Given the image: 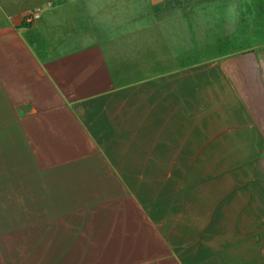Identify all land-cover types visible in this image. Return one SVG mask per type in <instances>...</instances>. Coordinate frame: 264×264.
Here are the masks:
<instances>
[{
	"label": "crops",
	"instance_id": "1",
	"mask_svg": "<svg viewBox=\"0 0 264 264\" xmlns=\"http://www.w3.org/2000/svg\"><path fill=\"white\" fill-rule=\"evenodd\" d=\"M145 1L0 0V264H190L187 225L139 185L172 177L173 115L190 114L177 78L203 61L209 23L229 29L213 103L264 134V32L244 26L263 29L264 0L203 1L195 19L143 15Z\"/></svg>",
	"mask_w": 264,
	"mask_h": 264
},
{
	"label": "rangeland",
	"instance_id": "2",
	"mask_svg": "<svg viewBox=\"0 0 264 264\" xmlns=\"http://www.w3.org/2000/svg\"><path fill=\"white\" fill-rule=\"evenodd\" d=\"M146 1L147 5L141 8L143 15L173 18L190 14L195 19L200 15L197 3L207 0ZM205 11L217 18L221 9ZM209 24L204 40L199 37L203 50L190 58V62L203 61L197 64L199 67L190 64L189 71L177 78L188 83L190 114L187 121L173 115L172 177H157L160 181L155 184H141L139 192L151 208L171 215L173 230L179 227L186 232L187 225L188 243L181 244L187 248L190 264H264V208L258 206H264V134L259 137L244 129L243 121L235 118L228 103H213L227 100L213 96L217 89H213L211 80L213 63L219 61L215 57L213 62V57L228 50L229 32L218 33L220 27ZM220 26L229 31L227 25ZM244 26L253 34L264 32V25L263 29L258 24ZM245 27L240 28L242 32ZM217 34L214 47L213 36ZM194 38L196 47L190 44V53L197 50L196 35ZM201 84L205 94L202 92V103L197 104L191 93Z\"/></svg>",
	"mask_w": 264,
	"mask_h": 264
},
{
	"label": "built area",
	"instance_id": "3",
	"mask_svg": "<svg viewBox=\"0 0 264 264\" xmlns=\"http://www.w3.org/2000/svg\"><path fill=\"white\" fill-rule=\"evenodd\" d=\"M37 13H30V14H27L24 18H23V21L26 23V24H30L32 23L33 21H35L37 19Z\"/></svg>",
	"mask_w": 264,
	"mask_h": 264
},
{
	"label": "trees",
	"instance_id": "4",
	"mask_svg": "<svg viewBox=\"0 0 264 264\" xmlns=\"http://www.w3.org/2000/svg\"><path fill=\"white\" fill-rule=\"evenodd\" d=\"M172 2H174L175 4L177 3L176 1H172ZM200 2H203V1H200ZM198 4V3H197ZM171 5V4H170Z\"/></svg>",
	"mask_w": 264,
	"mask_h": 264
}]
</instances>
